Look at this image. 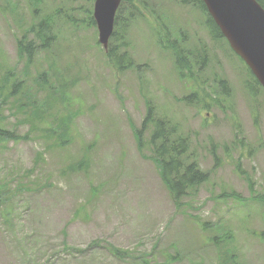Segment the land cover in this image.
Segmentation results:
<instances>
[{"label":"rangeland","instance_id":"obj_1","mask_svg":"<svg viewBox=\"0 0 264 264\" xmlns=\"http://www.w3.org/2000/svg\"><path fill=\"white\" fill-rule=\"evenodd\" d=\"M40 1L56 40L27 63L16 40L35 20L32 8L26 0H0V81L9 82L11 73L23 80L19 100L26 102L15 111L8 100L0 129L27 135L2 144L0 183L10 180L12 190L50 184L0 204V264H52L54 257L55 264H141L116 259L108 245L152 264H225L227 252L240 264H264V92L252 95L244 64L210 39L205 16L183 0H150L152 16L125 15L121 36L135 67L117 73L99 49L97 31L66 23L71 9L85 21L87 0ZM177 56L187 70L177 68ZM48 66L65 82L61 97L38 80ZM31 99L39 110L30 108ZM148 106L187 138L189 154L209 176L179 208L157 166L144 159L147 151L137 150L135 133ZM69 115V143L52 147L44 129L52 118ZM24 118L38 129L30 130ZM37 153L43 156L38 164ZM83 158L86 172L76 170ZM23 170L29 175L18 178Z\"/></svg>","mask_w":264,"mask_h":264},{"label":"trees","instance_id":"obj_2","mask_svg":"<svg viewBox=\"0 0 264 264\" xmlns=\"http://www.w3.org/2000/svg\"><path fill=\"white\" fill-rule=\"evenodd\" d=\"M90 4V8H87L85 11V21H79L78 15L71 9V13L66 15V23L73 29L76 30L78 27L76 25H82L85 23V27L93 30L96 33L95 21L92 16V6L94 0H87ZM259 5L264 9V0H256ZM28 5L32 8V14L34 15L35 20L27 28V30L16 40L17 51L20 56H23L27 63L34 60L39 52H45L50 50L56 40L55 33V24L52 19L49 17L41 15V1L40 0H26ZM184 3L193 5L197 7L205 16H206V26L211 35V38L215 42L224 41L218 27L215 25L211 17L206 13V9L201 0H183ZM82 11V8H80ZM56 13H60V9ZM145 13L148 17L152 16L150 13V0H121V5L118 9L116 19H115V28L112 38L110 39L108 48L104 50L100 45L99 49L107 61L111 64L114 71L117 73H123L124 71L131 70L135 67L134 61L129 55L128 45L121 36V31H123L124 25V16L126 15L128 19H133V17ZM126 17V20H127ZM80 22V23H78ZM166 30L160 33L161 36L165 34ZM127 36L128 32H124ZM120 41L121 44L117 45V42ZM97 44H99L97 42ZM125 44V45H124ZM202 60H205V53L202 51L201 54ZM176 65L178 69H188V63L186 59L182 56L176 57ZM251 82H247L246 86L248 89L253 90L254 87L259 88V84L253 75L247 69ZM181 76L184 75L181 72ZM8 81H0V117L1 111L4 105L8 102L9 99H12L15 102V111L22 110L26 108V102L21 99L19 92L22 93L21 87L24 86L23 80L14 79L13 74L8 75ZM13 79V80H12ZM38 80L43 81L46 85V88L51 94L59 95L61 97L66 88L65 82H59V76H55L53 71L48 66L47 70L42 71ZM219 87L226 91V84L224 81L219 82ZM261 89V88H260ZM23 95V93H22ZM193 98V95L190 96ZM30 108H33L35 105L36 110H39L40 104L37 103L34 99L30 101ZM53 109L51 104L44 110L43 119L50 116V111ZM25 112V110L23 111ZM70 120V115L60 119L52 118L54 124L44 129L47 138L54 139V145L52 147H65L69 143L67 136L68 122ZM23 122H27L30 125V130L36 131L38 129L34 121L24 118ZM61 129L60 132H57V129ZM177 129L172 125L170 120L165 118L155 117L154 111L151 106L147 107L146 115L143 118V121L139 128L136 129L135 138L137 143V150L139 153L144 149L147 151L148 156L144 159L152 161L158 168L160 178L165 185L170 198L175 207H181L184 199L189 197V194L192 191H195L201 185L207 183L209 176L207 173L201 170L197 165V162L189 154V143L187 138L177 134ZM146 133V136L142 137ZM29 135V133H28ZM11 141V142H20L27 141V135H18L13 130L0 129V148L2 144ZM7 151V149H2ZM186 158H189V162L186 161ZM217 161V157H215ZM43 161V156L41 153H37L35 156V162L38 164ZM76 170H88V160L86 158L81 159L76 164ZM30 171H25L20 174V177H26L29 175ZM12 178H16L13 177ZM36 184V183H35ZM50 184H37V187H34L33 183L30 185L19 184L13 190L10 187V180H6L0 183V204L7 203L15 197L16 193H26V194H35L43 192L45 189L49 188ZM61 185L59 184V189ZM250 187L252 188V182H250ZM224 195H221L223 198ZM206 227V224H204ZM203 231V230H202ZM6 232V231H5ZM7 233V232H6ZM63 231V235H65ZM36 236V235H35ZM34 236V237H35ZM32 237V239L34 238ZM262 241H264V232L260 233L259 236ZM31 239V240H32ZM212 240H215L213 237ZM28 242V241H26ZM221 245L218 247L221 249ZM65 247V246H64ZM67 252L72 251L71 248L65 249ZM109 253L120 261H126L128 259H135L140 261L141 264H152L148 259H143L137 255H134L130 251L118 249L112 245H108ZM233 254L227 252L226 258H228L225 264H240L235 258H230ZM56 258L50 259L52 264H55ZM27 261L25 264H28Z\"/></svg>","mask_w":264,"mask_h":264},{"label":"water","instance_id":"obj_3","mask_svg":"<svg viewBox=\"0 0 264 264\" xmlns=\"http://www.w3.org/2000/svg\"><path fill=\"white\" fill-rule=\"evenodd\" d=\"M207 12L264 88V9L256 0H202ZM121 0H95L93 18L98 43L107 49Z\"/></svg>","mask_w":264,"mask_h":264}]
</instances>
